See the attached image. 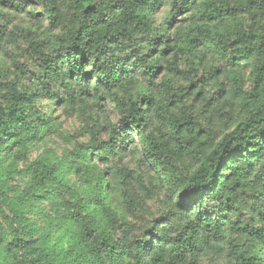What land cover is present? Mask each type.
<instances>
[{"label":"clouds","instance_id":"clouds-1","mask_svg":"<svg viewBox=\"0 0 264 264\" xmlns=\"http://www.w3.org/2000/svg\"><path fill=\"white\" fill-rule=\"evenodd\" d=\"M0 264H264V0H0Z\"/></svg>","mask_w":264,"mask_h":264}]
</instances>
